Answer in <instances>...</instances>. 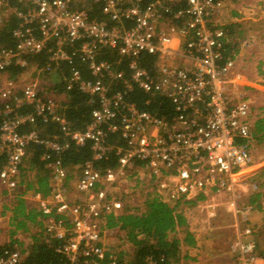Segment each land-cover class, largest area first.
Wrapping results in <instances>:
<instances>
[{
  "label": "built area",
  "instance_id": "built-area-1",
  "mask_svg": "<svg viewBox=\"0 0 264 264\" xmlns=\"http://www.w3.org/2000/svg\"><path fill=\"white\" fill-rule=\"evenodd\" d=\"M90 1L100 5L109 24L70 0H0V11L18 20L14 47L0 44V78L11 66L33 69L29 80L0 82V155L6 157L0 186L16 197L29 148L42 146L50 191L44 195L32 189L25 198L51 214L43 230L60 240L57 251L65 257L60 264H128L133 255L129 240L108 228V217L122 212L125 198L133 201L146 193L178 205L175 213L186 218L191 210L199 214L224 204L234 217L225 264H264L253 222L254 213L263 210L243 202L261 190L252 155L257 113L236 69V39L220 22L222 0ZM104 50L116 60L100 59ZM42 52L48 54L44 65L29 64L28 58ZM142 54L156 58L153 71L140 63ZM63 66L69 68L65 89L75 88L96 103L82 129L73 128L62 111L63 94H42L44 78L51 79ZM135 88L168 100L173 117L128 101ZM38 121L56 124L59 132L23 131ZM112 134L119 139L111 142ZM86 144L90 159L79 167L64 164L67 150ZM112 155L115 166L97 167ZM169 237L180 240L178 261L148 254L140 264H223L194 261L203 244L190 248L181 227ZM115 242L120 248H114ZM22 258L19 250H5L0 264H22Z\"/></svg>",
  "mask_w": 264,
  "mask_h": 264
},
{
  "label": "trees",
  "instance_id": "trees-1",
  "mask_svg": "<svg viewBox=\"0 0 264 264\" xmlns=\"http://www.w3.org/2000/svg\"><path fill=\"white\" fill-rule=\"evenodd\" d=\"M149 1V0H146ZM78 8H84L88 11L91 18L99 22L109 24L106 16L102 13L100 5L88 0L85 5L80 1L70 0ZM14 5V3L12 2ZM18 20L13 13L4 16L0 22V44L5 48H13L14 40L12 38V30L17 26ZM229 30L230 34H234V29L224 25ZM228 48V47H227ZM47 52H42L39 55L28 58L29 64L44 65L47 60ZM100 59H107L111 62L116 60V55L104 50ZM140 63L148 70L153 71V65L156 58L148 54H142ZM76 67L81 69L84 76L89 77V73L84 65L80 63L78 58H75ZM126 73L129 70L126 68V63L120 66ZM25 71L24 68L11 66L8 67L4 74L12 80H17V76ZM69 68L63 66L61 72H57V76H52L51 79H45L41 84L42 94L47 97V94L55 95L57 98L62 94L67 101H61L65 105L64 111L66 117L75 129H82L90 121L91 113L95 108L96 103L77 89L66 90L65 78L68 75ZM115 87H119V84ZM46 94V95H45ZM128 101L135 103L139 109H146L158 116H166L171 119L173 117V107L170 102L160 96L151 97L142 90L135 88L127 95ZM150 100L147 105L146 101ZM1 105V104H0ZM24 110V109H23ZM0 117V124H1ZM254 125L253 142L264 144V118H259ZM35 130L42 135H52L59 132L56 124L42 123L38 121L36 124H27L23 131ZM119 139L118 134L109 136L111 142ZM242 142H245L242 140ZM43 151L42 146L33 145L29 148L30 155L28 156L30 170L35 172L34 179L26 183V189H33L35 192H41L47 195L50 191L49 178L50 168L46 162L40 159ZM64 164L70 168L79 167L86 160L91 158V148L89 144L83 146H72L63 156ZM5 155H0V171L5 164ZM116 158L112 155L109 159L97 163V167L105 169L106 167L115 166ZM264 174V171H262ZM261 178V175H259ZM23 184V183H22ZM260 188H264L263 180L259 183ZM264 198V192L260 190L249 198V202L255 204L259 209L264 205L261 204V199ZM123 210L118 215H110L108 217V228L118 230L125 234L131 249L133 250L132 260L128 264H140L142 259L148 254H163L166 257V262L174 259L178 261L180 240L176 237H169V233L176 230L177 227L184 228L186 234L184 241L190 245L195 243L192 235L186 231L187 223L190 218H186L181 213H175L176 208L170 204L159 200L152 193L142 194L136 197L133 201L127 198ZM128 200V201H127ZM188 203H194L190 201ZM8 209V208H7ZM11 212V239L8 243L0 245V254L5 250H19L23 255L22 264H60L65 260V257L57 251L60 240L52 238L43 230L44 218L51 215L46 211H39L36 207L30 206L22 197L16 199V202L9 208ZM30 234V242L27 247H23V242L15 236L19 232Z\"/></svg>",
  "mask_w": 264,
  "mask_h": 264
},
{
  "label": "rangeland",
  "instance_id": "rangeland-1",
  "mask_svg": "<svg viewBox=\"0 0 264 264\" xmlns=\"http://www.w3.org/2000/svg\"><path fill=\"white\" fill-rule=\"evenodd\" d=\"M79 1L83 3V0H79ZM222 5H223L222 9H224L225 7V9H227L228 12L235 10L237 11V14L239 16L242 17L246 16V20L245 18L243 19L244 20L243 26L240 25L238 27H234L236 33L237 30L239 31V29H241V31L243 30V37L239 38L241 41L245 39V40H250L251 42L250 43L251 46L249 48L250 51L248 50L249 55H247L245 60L244 59L239 60L240 62L237 63V67H236L237 71L243 75V79H249L251 81L254 80V82H256L258 85H264V0H222ZM221 15L223 14L221 13ZM221 15L220 18L222 17ZM32 75H33V69L30 68L24 71L23 73H21L20 75H18L17 80L22 82L25 80H29L33 77ZM51 76L52 75L48 77L52 78ZM7 77L8 76L6 74H3L0 78V82L1 81L3 82V80H5V78ZM261 99H262L261 102L264 103V95L261 96ZM254 108L256 109V113H257L256 116L259 118H264V104L263 106L260 107H256L254 105ZM252 155L256 165H258L257 177L261 175L262 179L260 178L259 179L260 181L263 180L264 182V174H262V171H264V144H260L255 141L252 146ZM26 164L27 161L24 162V170L25 171L27 170V172H24L23 170V173L21 174V181H22L21 183L23 184H21V187L18 189V192L16 193L17 195L16 197H14L15 194L12 196L6 193L0 186V245L4 243H8L11 239V234H10L11 212L9 208L12 207L13 204L16 202L18 195L24 194L23 190L26 189V183L31 182L30 179L33 172H31L30 174L28 173V171L30 172L31 170L30 169L28 170V166H26ZM74 169L77 170V174H78V168H74ZM261 190L264 192V188L263 189L261 188ZM243 202H247V200L244 199ZM28 204L32 207H36L32 201ZM187 215L188 218H190V220L187 223L186 227L188 228L186 229V231L190 232L191 231L190 227L198 228L201 230V232L202 231L205 232V230H207L206 229L207 221H201L200 220L201 218H199V221L198 219L196 221V218L199 215L197 211L191 210ZM203 220H206V218H204ZM259 220L262 222L260 224V228H258V231L261 235L260 247L264 249V219H259ZM216 223L220 226L222 232L224 231L223 234L218 236V238H213V237L208 239L205 238L204 243L205 242L207 243L208 241L213 243L214 253L217 255V257H219V255L225 256L222 260H220L217 257L214 259H209V262H218L225 264L229 260V254H228L229 240L230 241L232 240L231 237L232 232L228 228L230 222L223 223L221 221H218ZM182 230H183V234H186L184 228H182ZM29 236H30L29 233L20 231L18 234H16L15 237L23 242V247H27L30 242ZM201 244L203 243L201 242ZM113 246L114 248H120L121 245L115 242Z\"/></svg>",
  "mask_w": 264,
  "mask_h": 264
},
{
  "label": "crops",
  "instance_id": "crops-1",
  "mask_svg": "<svg viewBox=\"0 0 264 264\" xmlns=\"http://www.w3.org/2000/svg\"><path fill=\"white\" fill-rule=\"evenodd\" d=\"M222 14L221 15L222 17L220 18V22L222 25H228V27L234 29V27H238V26H243V19L245 18L246 20V16L245 17H242V16H239L237 14V11L235 10H232V11H229L227 9H222ZM5 12L4 11H0V21L1 19L5 16ZM237 30V29H236ZM240 37H243V30L241 31V29H239V31L237 30V33L234 29V34L232 35V38H235L236 40H234L233 42V48L236 50L237 54H238V58H237V63L240 62L239 60H242V59H246L247 55H249V48L251 46V42L250 40H245L247 42V45H242L240 42H242L239 38ZM250 51V50H249ZM243 62V61H242ZM242 82L244 83H247V84H244L245 85V89L247 90L250 98L252 99L254 105L256 107H260V106H263V102L262 99H261V96L264 95V85H258L256 82H254V80H249V79H243V76H242ZM259 119V117H256L255 119V123L256 121ZM254 123V125H256ZM254 143V142H253ZM27 164L26 166H28V170L30 169L29 167V161H28V158H27ZM25 166V167H26ZM255 173L257 174L258 170V165H255ZM24 170V168H23ZM24 172H27V170ZM31 172L32 175H31V181L34 179V176H35V172L34 171H28V173L30 174ZM32 189H25L23 190V197L24 199L26 200L27 203H30L31 201H29L28 199H26V195L29 194V191H31ZM22 196V194H21ZM20 197V196H19ZM247 201L249 200V197L245 198ZM261 204L264 205V198L261 199ZM262 210L263 211H256L253 215V222L255 223V225L257 226V228H260V224L262 223L259 219H264V207H262ZM197 217V216H196ZM199 218H201L200 220L201 221H207L206 223V229L205 232L201 230H198L197 232L195 233H191L189 232L195 243L193 244V246H189L190 248L194 247V246H197L199 241L203 243V248L204 250H201L199 251V254L196 256V258H194V261L196 262H207L209 261V259H214L217 257V255L214 253V248H213V243H211L210 241H208L207 243L205 241V238L208 239V238H218V236H220L221 234H223L220 226L216 223L218 221H221V222H230L228 228L231 230H233V225H234V217L232 214H229L227 213L226 211V208L224 206V204H221V205H215V207L213 208H209V210H204L203 212L199 213L198 217L196 218V221L198 219L199 221ZM204 218H206V220H203ZM198 229V228H197ZM225 229V228H224ZM185 236V234H184ZM257 238H258V241L260 242V238H261V235L260 233H257ZM195 250V249H194ZM188 255V254H187ZM225 256L224 255H219V258L220 260H222ZM193 260V259H192Z\"/></svg>",
  "mask_w": 264,
  "mask_h": 264
}]
</instances>
